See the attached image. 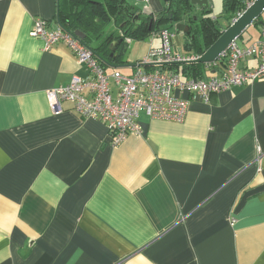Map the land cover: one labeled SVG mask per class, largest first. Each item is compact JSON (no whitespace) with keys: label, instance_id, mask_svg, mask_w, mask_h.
Here are the masks:
<instances>
[{"label":"crops","instance_id":"crops-1","mask_svg":"<svg viewBox=\"0 0 264 264\" xmlns=\"http://www.w3.org/2000/svg\"><path fill=\"white\" fill-rule=\"evenodd\" d=\"M56 14L57 0H0V264H264V77L191 100L182 122L140 111V133L111 145L72 103L50 110L47 89L87 74L30 35ZM124 56L105 71L131 74L141 58Z\"/></svg>","mask_w":264,"mask_h":264},{"label":"built area","instance_id":"built-area-1","mask_svg":"<svg viewBox=\"0 0 264 264\" xmlns=\"http://www.w3.org/2000/svg\"><path fill=\"white\" fill-rule=\"evenodd\" d=\"M53 23L37 17L30 35L40 38L44 49L63 42L87 74L85 77L73 75L67 84L47 89L50 110L59 113L63 110V101L72 103L82 117L105 124L111 145H118L129 134L140 133L137 123L140 111L152 119L182 122L191 100L208 102L211 94L264 77V23L260 25L258 37L249 44L240 45L235 39L215 60L201 63L205 73L198 78L182 77L180 72L169 68L172 63L194 62L201 53L176 47L175 33L168 28L158 26L152 32L160 37L161 44L155 46L150 40L147 53L138 60L132 73L125 75L118 69L106 72L88 44L57 21ZM125 41L129 42L130 37L126 36ZM247 59L257 60L256 65L240 66ZM110 81L117 89L115 95Z\"/></svg>","mask_w":264,"mask_h":264},{"label":"trees","instance_id":"trees-1","mask_svg":"<svg viewBox=\"0 0 264 264\" xmlns=\"http://www.w3.org/2000/svg\"><path fill=\"white\" fill-rule=\"evenodd\" d=\"M249 1L253 0H223L224 16L220 19L219 16L210 13L212 4L204 10H199L192 6L189 0H165L161 11L155 16L147 15L148 20L154 17L151 28L140 26L134 32H132L133 23L126 17L124 10L128 9L140 14L144 12L126 0H64V2L57 0L56 19L64 29L72 33L74 31L83 33V42L94 50L104 67L109 61L111 42L120 37V33L132 38H143L160 27L162 21H168L170 17L179 19L183 15L189 22L190 32L182 34V47L185 52L202 54ZM258 20L259 18L255 22L257 23ZM168 66L173 71L181 72L182 77L198 78L205 73L203 65L196 62L172 63Z\"/></svg>","mask_w":264,"mask_h":264},{"label":"water","instance_id":"water-1","mask_svg":"<svg viewBox=\"0 0 264 264\" xmlns=\"http://www.w3.org/2000/svg\"><path fill=\"white\" fill-rule=\"evenodd\" d=\"M165 0H163L164 3ZM192 6H195L196 9L203 10L209 6V3H212V0H189ZM164 8V6H163ZM264 9V0H253L249 6H247L235 20H232L231 23L223 30L219 37L194 61L196 63H204L215 60L218 55L226 49L228 44L233 40L237 39L246 28L253 24L256 19L261 15ZM124 14L130 17L134 23L132 32H134L140 25L139 17L128 9L124 10ZM196 17V16H194ZM153 19H149L148 29L151 28L150 23L153 22ZM170 21L175 20L174 23V33H175V46L177 47L180 41V34H188L190 32V26L188 21L185 20V15L179 19H173L170 17ZM58 22V20H57ZM59 23V22H58ZM60 24V23H59ZM61 25V24H60ZM79 39L84 38V34L79 31H74ZM111 50L109 54V61L107 65L112 67H119L123 64L115 62V59L118 56H124L128 48V42L125 41V38L120 36L119 38L114 39L111 42Z\"/></svg>","mask_w":264,"mask_h":264},{"label":"rangeland","instance_id":"rangeland-1","mask_svg":"<svg viewBox=\"0 0 264 264\" xmlns=\"http://www.w3.org/2000/svg\"><path fill=\"white\" fill-rule=\"evenodd\" d=\"M210 13L214 16H219L220 19H223L224 13H223V0H212V10ZM175 20H168V21H162L160 24L161 28H168L171 31H174V23ZM260 27L256 25V23H253L249 25L246 30L243 32V39L244 41L248 42L250 39H248V36L255 37L257 33H259ZM182 36V34H180ZM179 35V39L181 43L178 45V48L181 49L182 46V39ZM251 37V38H252ZM150 40H153V44L155 46H159L161 44V39L160 37L156 36L155 34H148L146 37L143 38H132V40L129 41L128 48L126 51V54L124 57L128 62H135L137 59L141 58L144 56L150 46ZM237 42H242V39L239 38L236 39ZM129 68L126 66L122 67L123 72H128Z\"/></svg>","mask_w":264,"mask_h":264},{"label":"flooded vegetation","instance_id":"flooded-vegetation-1","mask_svg":"<svg viewBox=\"0 0 264 264\" xmlns=\"http://www.w3.org/2000/svg\"><path fill=\"white\" fill-rule=\"evenodd\" d=\"M210 4H212V3H209V5ZM141 9V8H140ZM204 10V9H203ZM134 14H136L138 17H139V19H140V25L138 26V27H140V26H142V27H144V26H149V20H148V16L147 15H145V13L144 14H140V13H138V12H135V11H132ZM127 18H129V19H131L130 17H128V16H126ZM131 22L133 23V21H132V19H131ZM189 23V22H188ZM153 23H150V25H152ZM133 27H134V23H133V25H132V29H133ZM121 34V36L122 37H126V36H124L125 34L124 33H120ZM119 38V37H118Z\"/></svg>","mask_w":264,"mask_h":264}]
</instances>
